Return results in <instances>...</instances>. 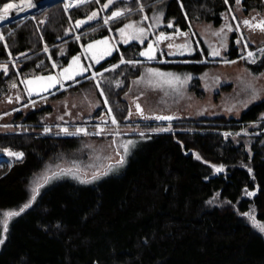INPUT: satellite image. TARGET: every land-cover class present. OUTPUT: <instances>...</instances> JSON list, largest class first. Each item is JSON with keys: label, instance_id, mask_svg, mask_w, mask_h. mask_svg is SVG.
I'll return each mask as SVG.
<instances>
[{"label": "trees", "instance_id": "1", "mask_svg": "<svg viewBox=\"0 0 264 264\" xmlns=\"http://www.w3.org/2000/svg\"><path fill=\"white\" fill-rule=\"evenodd\" d=\"M141 1L148 13L164 5L166 19H175L184 31L191 30L193 21L221 25L224 13L237 3ZM139 5L134 1L135 8ZM241 5L247 12L264 10V0H241ZM95 8L93 3L68 14L57 4L10 34L5 29L8 35L6 43L0 41V59L12 54L24 60L18 71L8 62L10 72H0V93L14 77L26 81L55 73L51 59L60 70L82 55L81 43L87 46L110 37V28L117 24L84 36L81 43L69 41V49L60 55L59 44L71 38L67 33L73 23ZM237 36H232L229 46L231 58L240 56ZM192 40L193 54L170 56L191 62L162 67L194 77L203 74L210 65L198 61L208 56V50L197 34ZM45 47L49 53L42 52ZM143 50L135 43L121 45L94 67L103 73L98 77L99 88L119 123L129 122L131 105L125 94L140 74L139 65L121 62L142 60ZM245 66L253 74H262L264 54L255 62L246 61ZM194 88L204 95L199 80ZM106 106L103 101L101 108ZM101 108L90 118L100 116ZM53 109L49 105L31 112L24 121L37 123ZM263 113L264 100L249 107L239 120L224 116L199 122L186 119L169 130L149 126L148 132L122 136L138 143L120 174L112 175L107 167L103 171L107 175L101 173L94 179L85 177L76 166L62 169L66 176L51 185V180L40 184L35 200L31 188L37 175L63 160L78 165L73 158L84 135L39 134L30 127L0 132V153L10 149L24 154L0 177V264H264V232L257 227L264 225V133L252 140V154L243 142L228 135L245 123L262 119ZM236 121L239 124H229ZM84 158L82 169L89 168V156L84 154ZM26 204L31 206L8 220L5 232V213L18 212Z\"/></svg>", "mask_w": 264, "mask_h": 264}, {"label": "rangeland", "instance_id": "2", "mask_svg": "<svg viewBox=\"0 0 264 264\" xmlns=\"http://www.w3.org/2000/svg\"><path fill=\"white\" fill-rule=\"evenodd\" d=\"M134 1L140 4L138 8H135ZM67 3V0H62L53 5H48L32 14L33 17H24L0 27V34L3 35V39H0V41L6 43L8 34H5V29H8L10 34L28 20H36L39 15L55 5L61 4L65 8ZM93 3L96 4V8L84 18L77 20L86 21V23L76 27L77 21L74 22L71 30L67 33L71 38L63 40L59 44L61 46V56L69 49V41L81 43L84 36L86 37L102 27L110 28L112 24H117L116 28H110V36L116 49H119L121 45L128 46L134 43L146 49L151 44L155 58L149 61L123 59V62H121V65L129 63L135 67L140 66V74L132 80L131 87L125 94V99L131 105L129 122L126 123L117 122L113 124L111 122V116H114V113L111 111V114H109L108 109L110 107L108 103H106L105 109L101 108L106 98L97 86L99 75L95 76L94 79L89 78L78 83L71 82L72 85L47 97L31 96L27 85L23 83L25 79L22 77L19 80L14 78L10 81V84H7L6 89L0 93V132H14L30 127L39 134L67 135L61 129L72 127L68 130V133L84 135L85 137L81 148L74 154L73 162L78 163V165H72L68 160H63L52 165L45 172L38 174L33 181L32 195L38 190L40 184L48 183L51 180L48 183V185H51L59 177H65L66 175H63L60 171L69 167L76 166L77 170L81 171L85 177L94 176L96 173L101 174L105 169L107 170V167V171L112 175L120 174L128 165L129 158L138 143L135 139L129 138L130 136L126 138H122V136L148 132L149 126L156 127L154 128L156 130L169 129L172 124L186 119L199 122L203 118L224 116L231 120H239L249 107L264 100V72L256 75L245 66L246 61L250 62L252 59L257 61L263 55L260 49L264 48V31L249 29L243 24L244 20H250L254 24L264 21V10L247 12L242 7L240 0L239 3H236L235 6L230 7L224 13V22L221 25L216 26L207 21H193L189 31L179 30L175 19H166L164 5L159 4L151 13H148L141 0H112L111 3H109V0H99V2L88 0L78 7L65 8V10L68 14L78 8L86 10ZM106 5L107 7H105ZM116 9H124V15L109 19V16ZM93 12L97 13V16L89 20ZM139 12L141 15H137ZM106 19L108 20L107 24L104 23ZM43 21H46V17ZM127 24H133L135 27L126 28ZM169 24L173 27H169ZM237 24H239L238 30L236 28ZM227 25H231V31L228 30ZM122 28L125 29L123 35L120 33ZM139 28H144L145 31L140 33ZM161 34L166 37L164 40H158ZM196 34L204 40L208 56L212 58L209 59L208 56H204L198 63H208L209 68L197 77L189 75L188 72H177L163 68V64L192 61L190 59H171L170 56L184 57L193 54L195 45L192 36ZM234 34L238 35L236 42L240 41L235 45L240 49V56L237 58L230 57L231 48L229 46L232 43ZM76 37H79V39H76ZM245 42H247V47H245ZM81 46L84 45L81 43ZM214 50L218 51L219 55H212L211 53ZM250 51L255 54L252 58L247 56ZM42 52L49 53L50 50L45 51L44 49ZM22 60L24 59L14 58L12 54H10L9 59H0V72L5 71V66L7 68L5 73L10 72L8 62L13 64L18 71L19 62ZM225 61L230 63H225ZM51 62L55 63L54 69L58 71L60 65L54 59H51ZM151 72H159L165 75L154 76L150 74ZM168 74H172V76ZM189 76L191 79H187ZM174 77H179V80L174 79ZM196 80L200 81V88L204 95H200L195 90ZM13 84H16L15 87H13ZM61 94V97L58 96ZM136 104H139L143 109L142 115L137 111ZM49 105L54 109L45 115L41 121L37 123H26L24 121L29 113ZM100 108L104 110L103 113L98 117L90 118ZM158 116H171L173 119H155ZM105 120L107 121L106 124L103 123ZM235 123L239 124L238 121L229 122V124ZM241 126L240 129L231 130L228 135L236 142H243L252 154V140L264 133V113L262 119ZM77 129H84L87 134L77 132ZM97 132L100 134H94ZM129 141H132V146H130L129 152L125 156L123 165H118L117 162L121 156H124L122 146ZM9 152L19 153L10 149L0 153V177L11 169L16 160L15 157L8 155ZM84 154L89 156V168L82 169L81 163L85 160ZM110 165L112 166L111 169L109 168ZM17 210L14 209L9 212Z\"/></svg>", "mask_w": 264, "mask_h": 264}, {"label": "snow or ice", "instance_id": "3", "mask_svg": "<svg viewBox=\"0 0 264 264\" xmlns=\"http://www.w3.org/2000/svg\"><path fill=\"white\" fill-rule=\"evenodd\" d=\"M84 2H85V0H76V2L73 3V0H69V2L65 5V8L67 9V8H70V7H78L80 4H82V3H84ZM97 2H99V0H97ZM111 2H112V0H109V3H111ZM236 2L239 3L240 0H236ZM225 3H227V0H225ZM12 7H13V5H11V4H9V5H7L6 7H4V9H3L4 14L6 15V14L8 13L9 9L12 8ZM105 7H107V5H106ZM123 15H124V13H122V12H114V13H112V18L115 19V18L121 17V16H123ZM96 16H97V13L93 12L92 15L89 17V20L95 18ZM145 19H147V17H145ZM233 19H235V17H233ZM84 23H86V21H77V23H76V27H80V26H81L82 24H84ZM104 23L107 24V23H108V20L106 19V20L104 21ZM243 24H244L245 27H247V28H249V29H259V30H261V31H264V21H260V22L254 24V23H253L252 21H250V20H244V21H243ZM168 26L171 27L172 25L169 24ZM125 27L130 29V28H134L135 25H133V24H127ZM227 28H228L229 31L232 30L231 25H227ZM236 28H237V30L239 29V24H237ZM138 31H139L140 33H143V32L145 31V29H144V28H139ZM221 31H223V29H221ZM120 33H121V35H123V34L125 33V29H124V28L120 29ZM181 35H183V33H181ZM217 35H219V33H217ZM165 38H166V37H165L163 34H161V35L158 37V40H164ZM0 39H3V35H2V34H0ZM76 39H79V37H76ZM241 39H243V37H241ZM237 42L239 43L240 41H237ZM98 43H99V44H107V41H106V40H103V41H99ZM94 47H96V45H93V44H89V45H88V49H92V48H94ZM169 47H171V45H169ZM245 47H247V42H245ZM45 51H47V48H45ZM260 52H261L262 54H264V48L260 49ZM140 54L143 55V56H146L149 60L155 58V56H154V49H153V47H152L151 44H149L147 51L142 52V53H140ZM211 54L215 56V55H219V52L216 51V50H214ZM254 55H255V54H254L253 52H251V51L247 53V56H248L249 58L254 57ZM79 59H80L79 57H75V58L73 59L72 63H73V64H77L78 61H79ZM98 62H99V60L97 59V63H98ZM122 62H123V61H122ZM250 62H255V60L252 59ZM225 63H230V62L225 61ZM55 66H56L55 63H53V67H55ZM4 70H5V71L7 70L6 66H5V69H4ZM68 71H69V69H64L63 72L61 73V75H63V73H67ZM83 71H86V69H83V67L81 66V71H80L79 73H77V74L82 75V74H83ZM150 74H151V75H154V76H163V75H165V74H163V73H159V72H151ZM99 75L102 76L103 73H100ZM168 75H169V76H172V74H168ZM71 78L74 79V76L71 77ZM91 78L94 79V78H95V75H94L93 77H91ZM174 79L179 80V77H174ZM187 79H191V77L189 76V77H187ZM36 80H39V81L47 80V81H49V82H53V84H60V86L63 87V84H62L59 80H57V78H56L55 76H52V75H49V76H47V77H37ZM34 82H35L34 80H26V81H23V83H25V84L28 85V86L33 85ZM97 86L99 87V82H98V81H97ZM13 87H15V84H13ZM43 90L46 91L47 88H45V89H43ZM28 91H29V94H31L32 91H33V89H32L31 87H29V88H28ZM101 94H103L102 90H101ZM17 99H19V98H17ZM9 102H11V101H9ZM105 103H107L106 100H105ZM136 108H137V111L140 112L141 115H142V114H143V109L141 108V106H140L139 104H136ZM111 111H112L111 108H109V109H108L109 114H111ZM145 118H148V117H145ZM61 119H63V117H61ZM155 119H159V120H172L173 117H171V116H158V117H155ZM111 122H112L113 124H116V123H117V121H116V119H115L114 116H111ZM103 123L106 124L107 121L105 120V121H103ZM46 130H47V129H46ZM61 130H62L65 134H69V135H74V134H75V133H68V129H67V128H63V129H61ZM165 130H169V129H165ZM101 131H102V130H101ZM77 132H84L85 134H87L86 131H85L84 129H77ZM94 134L99 135L100 133L97 132V133H94ZM141 135H143V133H141ZM130 146H132V141H129V142H127L126 144H124V145L122 146V147H123L124 156H121L120 160L117 162L118 165H123L124 160H125V156L128 154ZM8 155H9V156H12V157H15L17 160H22V159H23V156H24V154H23L22 152H19V153H16V152H9ZM197 158L199 159V157H197ZM111 167H112V166L110 165L109 168L111 169ZM220 170H221V169H217V171H220ZM65 174H67V173H65ZM103 174H104V175H107L108 173H107V171H106V172H104ZM98 175H100V173H96V174L94 175L93 178L95 179L96 176H98ZM74 178H78V177H75V176H74ZM81 182H82V183H86V182H88V181L81 180ZM33 191L35 192L36 190L34 189ZM253 194H254V193H249V195H253ZM31 199H32V200H35V195H33ZM30 206H31L30 204H26V205L23 206V207L20 209V211H18V212H17V211H13V212L5 213L4 231H5V232L7 231V222H8V220H10L11 218H13V217H15V216L20 215V214H21V213H22L27 207H30ZM250 218H251V217H250ZM257 227H259V230H260L261 232H264V225H257ZM0 243H3V241L0 240Z\"/></svg>", "mask_w": 264, "mask_h": 264}, {"label": "water", "instance_id": "4", "mask_svg": "<svg viewBox=\"0 0 264 264\" xmlns=\"http://www.w3.org/2000/svg\"><path fill=\"white\" fill-rule=\"evenodd\" d=\"M60 1H62V0H60ZM60 1L53 2L52 5L57 3V2H60ZM41 8L43 9V7H41ZM28 11L30 12V10H28ZM37 11L38 10H36V11L32 10V12H34V13H36ZM120 11H118V12H120ZM121 12L123 13V11H121ZM25 17H33V16L32 15L29 16L26 14ZM10 22L12 23L15 21L12 20ZM6 24H9V23H5L3 25H0V27H3ZM105 39H108V37L102 38L100 40H105ZM98 42H99V40L95 41L96 44H98ZM95 43H91V44L95 45ZM46 48H47V50H49V47H46ZM87 50L91 51V49H88V46H83V49H82L83 53H87ZM142 52H144V51H142ZM141 56H143V55H141ZM75 57H73V59ZM77 57L80 58L77 64H73L72 63L73 59H72L64 68L56 71L55 73L48 74V75L43 74V75L28 78L27 80H34L35 81L33 85H31V86L27 85V88L31 87L33 89L32 93L30 95L31 96L37 95L39 97H47V96H50V95L62 90L63 88H66L67 86L72 85L71 82H77L78 83V82H81L83 80L89 79L94 75L98 76L101 73V72L95 71V68H94L95 65L99 64V63L98 64L96 63L95 65L91 64V68L89 67L86 69V71H83L82 75L77 74L81 71L82 65L80 62H81L82 55H79ZM64 69H69V71L67 73H63V75H61V73L63 72ZM83 69H84V67H83ZM49 75L55 76L57 78V80H59L63 84V87H61L60 84H53V82H49L47 80H43V81L36 80L37 77H47ZM73 76H74V79L71 78ZM45 88H47L46 91L43 90Z\"/></svg>", "mask_w": 264, "mask_h": 264}, {"label": "bare ground", "instance_id": "5", "mask_svg": "<svg viewBox=\"0 0 264 264\" xmlns=\"http://www.w3.org/2000/svg\"><path fill=\"white\" fill-rule=\"evenodd\" d=\"M12 2L14 4V6H19L17 8V10L15 12L12 13V10H10L11 12L8 11V13L5 15V14H2L0 13V25H3L5 23H11L10 21L14 20H18V19H21L23 17L27 15H32L34 14V12H32V10L36 11V10H40L41 7H46L48 5H52L53 2H56V1H59V0H2L0 3L2 2ZM88 0H85V2H87ZM67 2H69V0H67ZM76 0H73V3H75ZM3 4V3H2ZM1 5V4H0ZM72 8V7H70ZM74 9V8H73ZM30 10V12L28 11ZM251 15V14H250ZM214 24V23H213ZM13 25V24H12ZM10 27V26H9ZM94 64V62H93ZM10 76V75H9ZM15 78V77H14ZM13 78V79H14ZM1 79V78H0ZM7 79H5L6 81ZM16 81V80H15ZM13 83V82H12ZM4 84V83H3ZM10 84V82H9ZM18 84V83H17ZM2 85V84H1ZM16 85V84H15ZM0 88H2L0 86ZM11 88V86H10ZM4 89V88H3ZM2 91V90H1ZM10 93V92H9ZM3 94V93H2ZM6 94V93H5ZM10 95V94H8ZM34 97V96H33ZM1 98V97H0ZM54 98V97H53ZM25 99V98H24ZM48 99V98H47ZM51 99V98H49ZM26 100V99H25ZM44 100V99H43ZM46 100V99H45ZM27 103V102H26ZM44 107V106H43ZM99 108V107H98ZM35 127V126H34ZM72 128V127H71ZM69 128V129H71ZM68 129V130H69ZM69 135V134H67ZM66 137V135H65ZM117 139V138H116ZM81 152V151H80ZM79 152V154H80ZM78 157V156H77Z\"/></svg>", "mask_w": 264, "mask_h": 264}, {"label": "crops", "instance_id": "6", "mask_svg": "<svg viewBox=\"0 0 264 264\" xmlns=\"http://www.w3.org/2000/svg\"><path fill=\"white\" fill-rule=\"evenodd\" d=\"M116 12H118V11H116ZM109 19H113L112 14L109 16ZM105 40L107 41V44H99V43L96 44L94 42L96 47L92 48L91 51L87 50V53H82V58H81L80 63L84 67V69H87L89 67L91 68V64H93V62H94L93 65H95L97 63V59L99 60L98 63L106 60L115 52L116 47L112 41L111 36ZM99 41H103V40H99ZM82 49H83V47H82ZM147 49H148V47L146 49H144L143 51L145 52V51H147ZM142 61H149V59L146 56H142Z\"/></svg>", "mask_w": 264, "mask_h": 264}, {"label": "flooded vegetation", "instance_id": "7", "mask_svg": "<svg viewBox=\"0 0 264 264\" xmlns=\"http://www.w3.org/2000/svg\"><path fill=\"white\" fill-rule=\"evenodd\" d=\"M2 0H0V2H1ZM3 3V4H2ZM2 3H0L1 5H0V13H2V14H4V12H3V9H4V7H6L7 5H9V4H11V5H13V7L12 8H10L9 9V12H11L10 10H12V13L13 12H15L16 10H17V8L20 6H14V4L12 3V2H2ZM35 96V95H34ZM37 96V95H36Z\"/></svg>", "mask_w": 264, "mask_h": 264}]
</instances>
